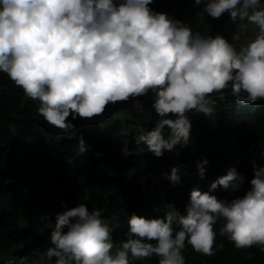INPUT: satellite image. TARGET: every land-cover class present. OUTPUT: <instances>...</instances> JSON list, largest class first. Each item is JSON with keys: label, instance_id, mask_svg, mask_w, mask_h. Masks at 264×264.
Listing matches in <instances>:
<instances>
[{"label": "clouds", "instance_id": "1", "mask_svg": "<svg viewBox=\"0 0 264 264\" xmlns=\"http://www.w3.org/2000/svg\"><path fill=\"white\" fill-rule=\"evenodd\" d=\"M153 0H0V72L38 102L48 125L74 131L72 120L103 115L109 104L152 95L158 119L137 128L135 143L170 163L152 178L181 182L176 156L191 143L189 113L209 117L217 100L230 94L237 104L264 100V0H194L201 15L254 28L239 49L222 34L194 32L191 25L150 7ZM235 39V38H234ZM71 116V120L68 118ZM88 145L78 137L77 154ZM209 161L197 162L204 179ZM250 189L231 200L211 190L239 189L245 177L234 167L209 191L193 187L184 211L168 203L163 216H128L127 239L117 247L110 223L85 203L55 214L50 246L33 249L34 264H134L153 256L158 264H185L186 243L214 255L219 235L237 249L264 251V166L252 164ZM251 259V254H249ZM27 255L19 264H28ZM9 264H13L9 261Z\"/></svg>", "mask_w": 264, "mask_h": 264}, {"label": "trees", "instance_id": "2", "mask_svg": "<svg viewBox=\"0 0 264 264\" xmlns=\"http://www.w3.org/2000/svg\"><path fill=\"white\" fill-rule=\"evenodd\" d=\"M150 7L184 21L194 32L222 34L237 49L255 35L243 22L233 23L227 13L219 19L201 15L203 6H194V0H153ZM151 103L149 93L137 102L109 104L103 115L72 120L76 127L66 133L48 125L38 114V102L0 72V264H19L25 255L28 264H34L38 258L31 253L50 246L49 232L55 214L63 210L62 202L67 207L96 206L110 223L116 216L118 226L112 238L119 247L127 239L131 213L163 216L169 202L184 211L193 187L209 191L211 182L229 168L241 173L244 183L236 191L218 187L212 194L231 200L250 189L253 161L264 166V100L237 104L227 94L226 99L217 100L209 117L189 113L191 144L176 156L181 182L175 186L151 177L172 156L166 153L157 158L143 144L135 143L137 128L150 129L158 119ZM79 136L88 145L84 155L77 154ZM205 158L209 163L205 178L200 179L196 165ZM222 224L220 220L215 226L214 255L199 253L186 243L185 264H264L260 248L237 249L220 236ZM158 261L153 256L134 264Z\"/></svg>", "mask_w": 264, "mask_h": 264}, {"label": "rangeland", "instance_id": "3", "mask_svg": "<svg viewBox=\"0 0 264 264\" xmlns=\"http://www.w3.org/2000/svg\"><path fill=\"white\" fill-rule=\"evenodd\" d=\"M251 30H252L253 33H255V31H256V30H255L254 28H252V27H251ZM101 129H103V125H102V124L99 125V127L97 128L98 132H100ZM126 154H127V153H124V155H126ZM143 168H144V167H143Z\"/></svg>", "mask_w": 264, "mask_h": 264}]
</instances>
